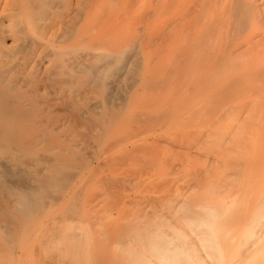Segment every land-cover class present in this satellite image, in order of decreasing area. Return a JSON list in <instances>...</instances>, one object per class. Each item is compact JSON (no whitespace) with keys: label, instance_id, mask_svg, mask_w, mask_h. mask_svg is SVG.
<instances>
[{"label":"bare ground","instance_id":"1","mask_svg":"<svg viewBox=\"0 0 264 264\" xmlns=\"http://www.w3.org/2000/svg\"><path fill=\"white\" fill-rule=\"evenodd\" d=\"M98 1L0 0V264H264V129L243 135L241 117L219 130L227 107L200 124L210 104L264 81V0H194L192 35L193 20L164 17L180 0H148L140 15L158 35L131 34L135 0L117 15L121 0ZM154 43L171 52L159 73ZM176 128L191 130L174 140L187 181L167 178L148 208L121 201L126 168L113 165L137 168V193L165 161L160 133ZM199 147L210 159L193 171Z\"/></svg>","mask_w":264,"mask_h":264},{"label":"rangeland","instance_id":"2","mask_svg":"<svg viewBox=\"0 0 264 264\" xmlns=\"http://www.w3.org/2000/svg\"><path fill=\"white\" fill-rule=\"evenodd\" d=\"M102 1H103V4H102ZM122 1L123 0H121L120 2L118 1V3L116 4L117 6H114L112 9H114L113 11H116L115 9L116 8H118L119 6H122ZM132 1H134V0H132ZM145 1H147V2H145ZM183 1V0H182ZM181 0L180 1H178L176 4L174 3L172 6H170L169 7V9L168 10H170V11H166L165 13V15H164V17H167V19L169 20V22H171L172 20H174V19H176V18H178V16H179V18L181 19H176V20H180V22H185V21H190V20H193V21H191L190 23H193L194 24V22H195V24H194V26L196 27L195 29H194V26H193V24H190L191 25V29L189 30V32H190V34L193 32V33H196L197 32V30H199L200 29V26H201V21H203V20H201L202 19V17H199L198 15H199V13H191V11L189 12V10L188 11H186V8H189L190 10H192L193 8H192V5H195L196 4V2L195 1H197V0H189V3H188V0H184L183 1V3H182V5L181 4H179V3H181L182 2ZM101 2V5H102V7L103 6H105V1L104 0H100V1H98V3L97 2H95V6H98L99 5V3ZM124 2L126 3V1L124 0ZM150 3V5H152L151 4V0L149 1ZM107 3H108V1L106 2V5H107ZM125 3H123V4H125ZM135 3L136 4H139V5H130V6H128L129 7V9H126V7H125V9H126V11L128 10H130V8H131V12L129 11V12H126V13H129L130 14V18H131V23H130V21H129V28L131 29V34H132V32L133 31H136V32H138V33H140L141 32V28H143V26H144V30H142V32L143 31H150V33H152L153 31H154V33H155V35L157 34V28H159L160 29V27H158L159 25H156V26H153V27H151L149 30H145L146 28H145V21L142 19L143 17L141 16L142 14H141V12H143V13H145L146 11H147V6L149 5L148 4V0H138V3H137V0H135ZM147 3V4H146ZM154 3V2H153ZM108 4H110V3H108ZM119 4V5H118ZM132 4V3H131ZM143 4V5H142ZM142 5V6H141ZM94 6V7H95ZM139 6V7H138ZM174 6V7H173ZM181 6V7H180ZM182 6H185L184 8L182 7ZM93 7V8H94ZM124 6H122L121 8L119 7V9H117V11H116V13H114L115 15H117L118 13H122L123 12V8ZM127 7V8H128ZM194 7V6H193ZM99 8H101L100 7V5H99ZM103 8H105V7H103ZM180 8H182V9H180ZM98 8L96 7L95 9H93V11L94 10H97ZM124 9V10H125ZM179 9L183 12V11H186V13H182L181 11L180 12H178L179 11ZM112 11V10H111ZM110 11V13L113 15V11L111 12ZM125 12H123V13H125ZM135 12V13H134ZM188 12V13H187ZM109 13V12H108ZM133 14V15H132ZM136 14H139V17H138V20H139V22L137 21V17L135 18V15ZM141 14V15H140ZM184 14V15H183ZM202 14V16H203V18H205V20H207V16H210V18H217L218 16H220V14H224V13H211V15H210V13H201ZM201 14H200V16H201ZM195 15V16H194ZM138 16V15H137ZM181 16V17H180ZM184 16V18H182ZM196 16H197V18H196ZM205 16V17H204ZM191 17H194L195 19H192ZM198 17L200 18V19H198ZM124 19V18H123ZM209 19V18H208ZM136 20V21H135ZM195 20V21H194ZM197 20V21H196ZM132 21H134V22H137V23H134L133 22V24H132ZM175 21V20H174ZM197 22V23H196ZM200 22V23H199ZM126 23V22H125ZM198 25H200V26H198ZM192 26H193V28H192ZM140 27V28H139ZM198 27H199V29H198ZM158 29V30H159ZM197 29V30H196ZM151 30H152V32H151ZM192 30V31H191ZM194 30V31H193ZM195 30H196V32H195ZM150 33H148V34H150ZM154 33H153V35H154ZM192 33V34H193ZM142 34V33H141ZM147 34V33H146ZM158 34H160V32L158 31ZM157 34V35H158ZM191 34V35H192ZM153 35H152V37H153ZM157 38V39H155V40H158V37L159 36H154V38ZM171 38H173V37H171ZM170 37H169V39H171ZM170 41H173L172 39L171 40H169V42ZM168 42V43H169ZM171 43V42H170ZM169 43V44H170ZM172 46V45H171ZM168 47H169V45H168ZM159 48V47H158ZM160 48H162V47H160ZM171 48H173L172 50H170V51H172V53H173V51L175 50V46L173 45V47H171ZM151 50H149V54L150 55H152L151 53H153L155 50V52H154V54H157V53H159L160 52V54H161V51L160 50H164L165 48L163 47L162 49H159V51H158V49H157V46L155 45V43H154V46H153V48L151 47L150 48ZM155 49V50H154ZM166 49H168L167 47H166ZM165 49V50H166ZM148 51V50H147ZM165 51H163L162 53V57H163V59H162V57H160L159 55H156V57L158 56V57H160V59H158V58H156V57H154L155 59H154V61H153V65L155 66V68H157L156 70H153V68H152V70L154 71V72H160L161 71V69L160 68H162L160 65H162V66H165V63H168L169 62V57H170V53L171 52H167V50H166V55H165V53H164ZM152 55V56H150V57H152V59H153V56H155V55ZM165 55V56H164ZM164 57H166L165 58V60H164ZM161 60H164V61H161ZM168 60V62H166ZM156 61V62H155ZM156 63V64H155ZM153 65H150L151 67H153ZM157 66V67H156ZM158 66H160V68H158ZM159 69V70H158ZM254 79H252V81H253ZM257 79H255V81H256ZM259 80V79H258ZM255 81H253V83L255 82ZM257 82V81H256ZM255 82V83H256ZM259 83H262L260 86H256V84H253L252 82H251V84H253V85H255L258 89H259V91L257 90V88H256V92L254 93V92H250V94L248 93V92H238V91H236V93L234 92V93H232L231 92V94H227L226 96H224V97H221V99H220V104H217L216 103V105L217 106H213V104H210V106L208 107V108H210V109H208L207 108V105H209L207 102V104L205 105V109L207 110H210L209 112H208V110L206 111V113H207V115H205L204 117H202V121H200V124H202V126H204L206 123H204L205 121H207L208 120V122H212V120L210 119V118H212V119H214L213 117H216V116H214L213 114H212V112H211V108H217V109H222V108H224L225 109V107H227L228 108V113L227 114H225L222 118H220L219 120H218V123L220 124V129L219 130H221V127L223 128H230L231 126L233 127V126H240V124H238V123H242V120L243 119H245V121H247V122H245L246 124L248 123H250L249 125L247 124H244L243 125V128L241 129L242 130V132L244 133L243 135H245V136H248V135H252L253 134V132H254V129L256 128V125L258 126V127H260V126H262L261 127V130H263L264 129V93L263 92H261V89H263V87H264V81L262 82V81H258ZM262 86V87H261ZM259 87H261V88H259ZM263 91H264V89H263ZM238 92V93H237ZM258 92V93H257ZM248 93V94H247ZM253 93L255 94V95H253ZM262 93V94H261ZM237 94V95H236ZM258 94V95H257ZM261 94V95H260ZM248 95H249V97H248ZM254 97H253V96ZM246 96V97H245ZM256 96V97H255ZM260 96V98H258ZM141 97V95H138L137 96V98L139 99ZM225 97H227V98H225ZM231 97V98H230ZM136 98V97H135ZM256 98V99H255ZM138 99H135V100H138ZM247 99V100H246ZM256 100V101H255ZM206 101V100H205ZM224 101V102H223ZM253 101V102H252ZM210 103H211V101H210ZM257 103V104H256ZM238 104V105H237ZM214 105H215V103H214ZM221 105V106H220ZM231 105V106H230ZM220 106V107H219ZM251 106V107H250ZM234 107V108H233ZM257 107V108H256ZM242 108H243V110H242ZM231 109V110H230ZM232 109H233V111H232ZM237 109V110H236ZM241 110V112H240V110ZM246 109V110H245ZM252 109V110H251ZM254 109H255V111H254ZM258 109V110H257ZM250 110H251V112H250ZM232 111V112H231ZM247 111V112H246ZM235 112V113H234ZM255 112V113H254ZM259 112H261V113H259ZM243 115H242V114ZM237 114V115H236ZM247 114H248V116H247ZM260 114V115H259ZM239 115H241V116H239ZM208 116V117H207ZM239 116V117H238ZM259 116H260V118H259ZM235 117V118H234ZM241 117H244L243 119L241 118ZM247 118V120H246V118ZM209 118V119H208ZM239 118H240V121H239ZM254 118V119H253ZM250 119V120H249ZM261 119V120H260ZM254 120V121H253ZM255 120H256V122H255ZM228 121V122H227ZM253 122V123H252ZM258 122H260V123H258ZM255 123V124H254ZM253 125H255V127L253 126ZM248 126H250V127H248ZM254 128H253V127ZM251 127H252V129H251ZM249 129V130H248ZM260 128H257V130H259ZM252 130V131H251ZM260 130V131H261ZM247 131V132H246ZM189 132H191V130H188V129H182V128H176V129H172V130H165V131H163V132H161L160 133V136L162 137V136H166V137H164L162 140H164L163 142H162V146H163V150L161 151V153L162 154H164L163 156H164V159H165V161H164V163H163V165L160 167V168H155V171H154V177L151 179V180H148L147 182H145V183H143L141 186H140V188H139V190H138V192L137 193H133V194H131V195H129V196H127L128 194H129V192L131 191V186L133 187L134 186V183H135V180L136 181H138V180H140V178L138 179V177H139V175H137V172L138 171H136L137 170V168H136V172L135 171H133V173L135 174H133V173H131V172H129V170L130 171H132L131 169H132V166L133 165H129V164H127V163H125L124 164V162L123 163H121V165H119V164H115V165H113V161L114 160H112V165L113 166H120L121 167V169H119L118 171H121L122 169H124V167L126 168V169H124V170H122V171H124L125 173H127V174H125L124 172V178H125V180L126 181H124V182H126V183H124V189H122V191H121V193H118L117 191H114V194H113V196L111 195V194H108L109 196H108V201L110 200V198H112V201L114 200L113 198H114V196H116V194L118 195V197L120 196V200L121 201H127L126 202V204L127 203H132L131 202V199H132V201H133V199H134V201L133 202H139L140 201V203H141V205L140 206H144L143 208H148V206H146V200H148V201H150L149 199L150 198H152L153 196H157V197H163V196H166V194H169V193H167V192H165L164 191V186H166L165 185V183L167 184V181L169 182V180H171L170 178L171 177H174L175 178V180H176V182L178 181V179H180V178H184V180H186L187 181V177H189L186 173L184 174V176L185 177H183V176H181V175H183V174H179L178 173V171L174 168L177 164H179L177 161H181V159H183L184 158V156H186V153H182L183 151H182V149L180 148V147H177V146H175L174 144V140H179V139H177V138H180V139H182L183 141H185L183 138L185 137H187L186 139L187 140H189V138H190V133ZM251 132H252V134H251ZM262 132H264V131H262ZM174 135H173V134ZM178 133V134H177ZM257 133V135H258V137L260 136H262V135H259L258 134V131L256 132ZM178 136H177V135ZM180 134V135H179ZM262 134V133H261ZM264 134V133H263ZM186 135V136H185ZM257 136L254 138V139H256L257 140V138H258ZM259 137V139H261ZM250 138V137H249ZM258 139V140H259ZM186 140V141H187ZM255 140V142H253V144H256L257 143V141ZM263 140H264V137H263ZM262 141V140H261ZM166 142H168V144H166ZM172 142V143H171ZM185 143H187V142H185ZM259 149L260 148H263V147H261L260 145H262V144H260V140H259ZM262 143V142H261ZM263 143H264V141H263ZM166 145V146H165ZM253 146L254 145H252L251 146V149L250 150H252L253 149ZM255 146H257L258 147V145H255ZM263 146H264V144H263ZM171 147V148H170ZM174 147V148H173ZM256 147V148H257ZM169 148V149H168ZM202 148V147H201ZM210 148H213V147H210ZM203 149H206V148H203ZM203 149H200V147H199V149L198 148H196L195 149V151L193 152L192 151V153L197 157V159L195 158V157H193V154H192V157H193V159L194 160H192V164H193V162L195 161L196 163H194L193 164V166H194V169H193V167H191V165L189 166L190 167V170L191 169H193V171H197V169H198V167H196V165L198 166V165H201V164H199V162L201 163L202 162V164H205V165H203L202 166V168L205 166H208V163H209V152L211 151V150H209V149H206L205 151H208L207 152V154L208 155H206L205 154V152L202 154V150ZM214 149V148H213ZM212 149V150H213ZM258 149V150H259ZM173 150V151H172ZM178 152H177V151ZM257 150V149H256ZM262 150V149H261ZM164 151V152H163ZM180 151H182L181 153H180ZM199 152L198 154H197V152ZM204 151V150H203ZM260 151V150H259ZM200 153L202 154V156H200ZM259 153V152H258ZM180 154H183L184 156H180ZM210 154H212V156H214V155H216V153H215V150L213 151V152H211ZM263 154V155H262ZM197 155H199V156H197ZM260 155H261V157H260ZM170 156V157H169ZM171 156H173V158H171ZM211 156V157H212ZM179 157V158H178ZM200 157H201V161H199L200 160ZM206 157V158H205ZM259 157L261 158H259V160H261V161H263L264 162V150H263V153H261L260 152V154H259ZM170 158V160H168ZM205 159V160H204ZM174 160V161H173ZM197 160V161H196ZM258 160V161H259ZM168 161H171V162H168ZM263 162L261 163L262 165H263ZM172 163V164H171ZM177 163V164H176ZM126 164H127V166H126ZM176 164V165H175ZM261 164H260V161H259V165L261 166ZM131 167V169L130 168H127V167ZM174 166V167H173ZM259 166V167H260ZM138 167V166H137ZM173 167V168H172ZM134 168V167H133ZM200 168V167H199ZM263 168H264V165L263 166H261L260 168H259V170L260 171H262V172H264V170H263ZM127 169H129V170H127ZM139 169V168H138ZM201 169V168H200ZM262 169V170H261ZM126 170V171H125ZM146 170V169H145ZM144 170V171H145ZM121 171V172H122ZM192 171V170H191ZM191 172V173H194V172ZM177 172V173H176ZM262 172H260V174L262 173ZM129 174H133L134 175V177L136 176V178L134 179L133 177H129ZM141 174H143V173H141ZM170 174V175H169ZM176 174V175H175ZM177 174L179 175V178L178 179H176L177 178ZM122 175V176H123ZM127 175V176H126ZM133 175H130V176H133ZM262 175H264V174H262ZM261 175V177L263 178L264 176H262ZM187 176V177H186ZM126 177H129L128 178V180H127V178ZM142 177H146V175L145 174H143V176ZM161 177V178H160ZM165 177H166V179H165ZM163 179V180H159V179ZM131 179L133 180V181H131ZM165 179V180H164ZM173 179V178H172ZM182 179H180V180H182ZM179 180V182H181ZM184 180H182V181H184ZM130 181V182H129ZM151 181L153 182V183H151ZM156 181H157V183L159 182V181H161V182H159V185L158 184H155L156 183ZM162 181H165L164 183L162 182ZM186 181L185 182H183L184 184L186 183ZM155 182V183H154ZM178 182V183H179ZM161 183H162V185H161ZM182 183V182H181ZM182 183V184H183ZM122 184V182L121 183H119V185H121ZM125 184H127L130 188H127L126 187V185ZM144 184L145 185H148V186H150L151 187V189H150V187L148 188L147 186V188L149 189H147V188H144L145 186H144ZM168 185H170V184H167V186ZM157 186H160L161 188H159L160 190H157V191H159V192H156V189L158 188ZM176 186H180L179 184L178 185H176ZM175 186V187H176ZM181 186H183V185H181ZM144 188V190L142 191V189ZM145 189H146V191H145ZM152 190V191H151ZM124 191V195H122V192ZM141 191V192H140ZM115 192H117V193H115ZM132 192V191H131ZM127 193V194H126ZM120 194V195H119ZM138 195V196H137ZM163 195V196H162ZM110 196H112V197H110ZM123 196V197H122ZM140 196V197H139ZM168 196V195H167ZM166 196V197H167ZM117 197V196H116ZM116 197H115V199H116ZM117 197V198H118ZM122 197V198H121ZM119 199V198H118ZM146 199V200H145ZM129 200V201H128ZM116 202H119V201H113L112 203L113 204H115ZM142 202H144V203H142ZM104 203V202H103ZM106 205V204H105ZM101 206V207H100ZM100 206H98L97 207V209H99V210H101V209H103V204H101ZM101 208V209H100ZM126 208H128V209H130V211H132V212H135V208H133V207H126ZM133 208V209H132ZM139 208V207H138ZM132 209V210H131ZM114 212H112V215H114V216H117V210L116 209H114L113 210ZM132 214L133 213H130V215L129 216H132ZM105 221V223H106V221H107V217H106V219H104Z\"/></svg>","mask_w":264,"mask_h":264}]
</instances>
